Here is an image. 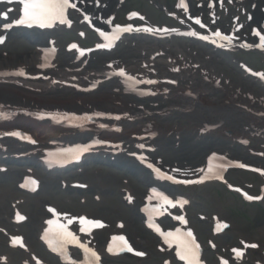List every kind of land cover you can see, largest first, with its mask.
<instances>
[{"label": "rangeland", "instance_id": "rangeland-1", "mask_svg": "<svg viewBox=\"0 0 264 264\" xmlns=\"http://www.w3.org/2000/svg\"><path fill=\"white\" fill-rule=\"evenodd\" d=\"M231 1H224L226 7L220 8L218 6V10L214 8L207 11L195 9L194 13L189 14L187 13L188 7H185V15L183 8L179 12L180 0H126L125 2H118L120 8L117 7V0H111L108 11H116L117 16L112 23H124L129 17L128 13L135 11L140 14V17L135 19L137 25L149 22L156 27L164 26L166 28L185 29L183 26V22H185L204 34L210 33L207 31L208 29L217 31L219 28H223L226 33L225 37L227 34H230V30L240 25L234 19L235 16H238L240 22L245 23V25L242 24L243 29L236 30L234 33L238 37L245 38L242 41L244 44L252 45L253 41H251L249 35L252 26L246 25L248 24L250 6L246 5L243 9L242 6L239 8L235 6V8ZM1 4L5 6L3 2ZM4 6H0V15L6 11ZM160 8L163 10H160ZM164 13L174 16L170 15V19ZM209 14H215L218 17L216 21L217 27L209 26L212 23V19L208 17ZM197 16L208 25L207 29H202L195 25L194 20ZM172 17L181 20L183 25ZM227 25L228 27H226ZM59 32L41 35L39 43L43 47H47L49 46L48 41L54 40L56 46L63 50L66 49L67 44L71 41H76L82 49L92 47L97 43L96 37L91 32L88 33L84 27H79L78 32H65L63 30ZM79 32L84 35L79 36ZM28 36L31 37L32 35L28 33ZM14 37H16L15 34L0 48V55L12 57L22 52L36 51L35 47L27 40L16 39ZM128 39L126 41L124 39L111 54L100 56L99 54L92 53L85 56L84 58H88L85 59L89 62L87 64L88 67L99 69L106 61L114 63L115 60L120 61L123 59L128 64L134 60L138 61L143 49L149 51L156 50L159 45L162 46V49H165L174 43L176 48L183 50L186 47L189 48L188 52L192 55V61L197 59V62H199L198 66L201 65V68H204L196 69V73L199 75L207 76V70L213 71L220 78V85L222 87L226 89L230 88L232 93H237L245 100L255 99L254 101H259L260 93H257L255 90L264 93V89L259 84L253 82L249 77H244V73L242 72L244 67L264 72V54L258 50H250L244 45V47L241 46L232 51H215L210 47L201 46L195 40L175 36L167 40L164 39L162 42H159V45H157V42L150 40ZM242 42L239 41L238 45H242ZM178 56L180 57V55ZM178 56L174 59V63L177 65L181 64ZM182 66L189 70L192 69L190 64L185 63ZM248 86H252L254 89L250 95L247 92ZM154 88L156 86H153L152 89ZM12 89L15 92L21 90L18 87H12ZM58 93L55 94L60 95L59 97L63 100H75L76 97H90L66 91ZM113 93L117 94L119 92L114 90ZM35 94L39 95L38 92H35ZM128 94L130 96L124 93L121 96L148 106L166 103L165 100H161L163 97L161 95L136 96L133 93ZM100 96L102 95L94 94L91 97H94L95 101H98L95 97ZM94 99L88 98V100ZM183 117L175 114L162 121V130L159 129L157 131V137L153 140V143L157 144V149L145 154L146 158L159 162L165 168L171 169L174 173L178 174L175 169H179L181 165L189 168L196 166L203 161L204 156L209 150L215 148L211 145H219L225 149H229L230 155L234 158L248 160L259 166H264V136L260 139L251 135L252 131L250 130H246L241 135L239 131L224 128L219 130L217 134L204 138L198 135L199 130L196 125ZM96 125V123H92L89 126ZM176 130H179L176 140L177 144H179L177 148H175V136L173 135L175 134L173 131ZM162 132L164 134L163 137H161ZM146 133L143 132L141 124L125 127L118 131H109V134L113 137L111 139L115 142L121 140L123 137H140ZM239 137L250 139V149L253 152L256 150L254 157L257 159H253L250 156L252 152L248 154L247 147H243L237 142ZM43 143H48V139L43 141ZM128 153L135 154L131 150H128ZM101 158V156L97 155L86 161L87 164L64 174L51 173L47 176L43 171L37 172V175L41 179L40 190L32 195L21 192L16 187L21 177L25 174L16 169L26 168L25 166H7V171H0V228L5 231V233H1L0 230V257L3 255L9 256L8 264H21L24 254L20 251L8 249V245L10 244L9 236L15 234L20 236L24 244L27 247L29 246L35 255L38 254L41 259L50 264H58V259L48 255L37 240L40 223L49 216L48 208L54 209L56 214L61 218L69 215L76 218L81 213H90L92 217L104 220L110 226L109 229H115L116 222L118 221L133 223V226H135V223L139 222L137 216L138 208L142 204L146 190V185L142 184L141 181L146 183L148 175L146 171L141 169L126 154L105 156V160L109 162L114 159L113 163H117L122 169L98 163L96 159ZM132 172L137 173L132 174ZM179 177L182 181L193 180L187 176ZM223 179L236 188L244 184L251 185L254 189H257L256 195H258L260 189L264 186V179L261 177L237 171L233 168L225 170ZM75 181L84 183L86 189L79 188L76 192L70 193L67 192L69 187L63 188L64 183L69 184ZM161 185L160 187L165 191L173 194V197L171 196L172 201L178 200L177 197L190 199V202L182 208L167 207V214L163 223L166 225L165 223L167 222L169 225L174 222L173 216L180 217L181 220H184L188 224L187 227L194 233L202 247L211 245L212 249L204 251L203 254L205 264H219L221 261H224V264H264V196H262L260 202L254 205H245L240 197L219 182L202 186H184L182 183L172 186L169 182L165 181ZM83 201L86 203L83 204ZM18 202V208H16L14 204ZM16 209H19L23 220L11 224V219ZM216 223L222 227L220 234L214 233V224ZM9 230H12L13 233L8 232ZM106 236L107 234L105 233L103 239V234H99L96 239L97 243H102L106 239ZM144 236L148 235L144 234ZM122 263L125 264V261L118 260L111 264ZM134 264L140 263L136 262ZM150 264H154V262Z\"/></svg>", "mask_w": 264, "mask_h": 264}, {"label": "bare ground", "instance_id": "bare-ground-1", "mask_svg": "<svg viewBox=\"0 0 264 264\" xmlns=\"http://www.w3.org/2000/svg\"><path fill=\"white\" fill-rule=\"evenodd\" d=\"M86 1L93 6L97 5L95 15L98 18H102L101 21H108L100 13V11L102 12L101 8L99 9V6L102 5L101 3H106L108 7V0ZM239 1L244 6H252L254 16L259 22L264 20V0ZM201 3L203 5L207 4V0H195L194 8L200 9L203 7ZM198 4H200V8ZM11 7L15 6L12 5ZM190 7L192 8L191 4ZM84 8L87 7L81 6L80 9L84 11ZM5 21L0 25V34L7 36L9 39L13 34L17 33V31L15 32L16 26L8 25L10 23L8 19ZM213 24L216 25V23ZM6 25L8 26L6 27ZM186 33L190 35V33L193 34V31H186ZM194 33L196 34V32ZM156 34L158 33H151V35ZM262 35H264L262 31H259L257 35L253 36L261 40L260 36ZM14 38H25V34ZM240 39L232 35L231 37L228 36L227 41L233 45L236 40ZM38 40L39 38L37 37L34 39L31 36L30 38L31 44L38 45ZM256 47L261 49L260 46ZM171 48H174V51ZM188 49V47L184 50L176 48L175 44H173L165 49H157L152 53L150 51L149 54H143L142 52L141 55L144 58L142 63L126 64L125 59H123L117 63V66H120L119 69H112V67L114 68L113 64L110 61V63L106 61L104 67L97 70L87 67L83 61L74 62L73 57L70 58L69 55H64V53H60L61 56L65 57L64 60L58 61L55 58L52 61H48L50 59L46 60L41 48L35 52L26 51L12 57L0 55V84H3L0 85V109L8 112V116L11 113L16 115V119L13 122L0 124V136H14L13 133H19V135H16L19 139L25 138L20 143H0V157H10L25 148L33 151L21 153L16 158L21 160L38 159L42 162L43 154H41L42 152L38 149V146L47 139L49 143L58 145L64 151L70 150L77 143L83 144L97 139L99 142L102 141L100 142V149H103L102 151L104 152L108 150L113 153H119L131 148L136 152H146L140 150L141 142H138L137 138L123 137L118 142H114L111 139L113 138L112 135L108 131L112 129L121 130L136 124L139 125L142 120H146L147 124L142 128L158 131L160 125H162L161 119L158 117L162 115L165 117L167 114H173L174 112L194 111L193 113L200 120L208 124H216L228 119L226 124L228 128L235 126L236 122L244 128H258V126L264 124V101L245 100L237 93H232L230 88L221 87L219 85V77L215 78V74L209 70H207L208 77H201L191 70L180 68L178 65L174 66L173 61L170 59H175L180 55V57L178 56L180 60L192 65V69L198 67L199 62H197V59L192 61V55L188 52ZM56 52H60V50L56 49ZM157 56H162L164 60L161 62L157 61ZM145 58L150 60H145ZM201 67L200 65L199 68ZM121 69L124 70L125 76L118 74ZM21 72L23 74H19ZM15 77L31 78L38 83H26L23 79H18L21 81L19 82L16 79H12ZM129 77L131 81L135 82L136 86L159 84V88L151 91L150 95H162L166 103L151 107L125 99V96L121 95L123 92L126 93L128 88L123 86L122 83ZM253 77L264 83V73H261L258 77ZM112 78H116L117 83L112 81ZM12 87H19L21 90L15 92ZM97 87L100 90L96 91ZM114 90L119 93H113ZM253 90L252 86H248V95L252 94ZM59 91L69 93L84 92L86 96L90 97L63 100L59 97L60 95L55 94ZM95 91L96 94L102 95L95 97L98 101L91 97L93 96L91 95L92 92ZM255 91L260 93L259 99L264 98V93ZM35 92H38L39 95H36ZM88 98L94 100H88ZM224 105L229 107V109H226ZM224 111L233 116L225 118L220 114ZM158 113H161V115H158ZM20 114H30V116H26L29 118H21L19 117ZM66 116H84L87 119L96 121L98 125L97 127L82 126L80 128L63 129L58 124V121ZM193 121L196 122L198 120ZM40 122H45V125H40ZM227 127L226 129H228ZM149 129L147 133L150 132ZM155 131H152L150 139L155 137ZM8 137L10 138L11 136ZM4 139L6 138H0V140ZM41 164L39 163L38 165ZM17 242L16 247L26 249L20 240H17Z\"/></svg>", "mask_w": 264, "mask_h": 264}, {"label": "snow or ice", "instance_id": "snow-or-ice-1", "mask_svg": "<svg viewBox=\"0 0 264 264\" xmlns=\"http://www.w3.org/2000/svg\"><path fill=\"white\" fill-rule=\"evenodd\" d=\"M20 3L23 4V17L16 21L17 24H25V23H37L41 27L44 26L45 21L51 22L53 20L59 19L61 23H64V12L65 9L68 7H75V5H70L69 0H20ZM135 15V14H133ZM6 18V14H5ZM196 23H200L199 20L196 21ZM7 27V25H6ZM131 28H124L120 29L117 28V31H130ZM145 31H150L151 29H144ZM103 35V33H102ZM217 37H221V33L217 31L215 33ZM204 39H207V37H203ZM222 39H227V37H221ZM2 42V40H0ZM72 47H76V45H73ZM19 74H23L22 72ZM120 76H125V72L123 69H121L118 73ZM129 79H131L129 77ZM13 135H19V133H13ZM87 149H80L79 151H86ZM50 157H55L60 160H66L75 158L73 157V151L67 150L60 153H49ZM168 179H172L171 177H167ZM179 182V181H177ZM187 182V181H185ZM167 203L171 204V201L166 200ZM48 223L50 225L55 224V221L49 220ZM82 224H89V223H98L96 221H88L86 219L81 220ZM49 232L52 233V240H54L61 248H63L64 244L70 242V241H76V237L71 233L64 230L53 232L52 229L49 230ZM48 236V233L45 234ZM173 234L168 233V236L171 237ZM186 237H191V232H188L184 234ZM179 237V234H178ZM114 240H120L123 241L126 244V241L124 240V237H114ZM81 247L84 250V253L86 255H90L91 257L95 258L96 260L99 259L97 254L94 251H90L87 247L81 245ZM180 247L182 251H179L177 255L180 256L182 260H187V264H198L194 248L196 247L194 243H192L189 239H181ZM131 251V248L128 249ZM109 251H111V247L109 248ZM137 255H142V253H137Z\"/></svg>", "mask_w": 264, "mask_h": 264}]
</instances>
